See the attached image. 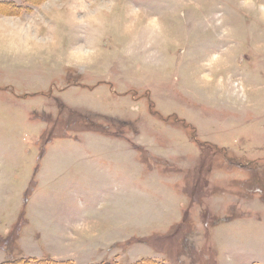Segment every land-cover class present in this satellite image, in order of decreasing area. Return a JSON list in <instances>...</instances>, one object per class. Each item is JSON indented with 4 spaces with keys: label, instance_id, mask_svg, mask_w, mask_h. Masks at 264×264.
I'll list each match as a JSON object with an SVG mask.
<instances>
[{
    "label": "rangeland",
    "instance_id": "1",
    "mask_svg": "<svg viewBox=\"0 0 264 264\" xmlns=\"http://www.w3.org/2000/svg\"><path fill=\"white\" fill-rule=\"evenodd\" d=\"M0 10V264H264V0Z\"/></svg>",
    "mask_w": 264,
    "mask_h": 264
},
{
    "label": "trees",
    "instance_id": "2",
    "mask_svg": "<svg viewBox=\"0 0 264 264\" xmlns=\"http://www.w3.org/2000/svg\"><path fill=\"white\" fill-rule=\"evenodd\" d=\"M7 11V10H6ZM6 264H30L29 261H20V262H8ZM36 264H70L68 262H56V261H42ZM102 264H119V263H102ZM138 264H154L152 261H142Z\"/></svg>",
    "mask_w": 264,
    "mask_h": 264
},
{
    "label": "crops",
    "instance_id": "3",
    "mask_svg": "<svg viewBox=\"0 0 264 264\" xmlns=\"http://www.w3.org/2000/svg\"><path fill=\"white\" fill-rule=\"evenodd\" d=\"M10 9H12V7H9ZM6 9H8V6H7V8ZM0 12H5L4 10H0Z\"/></svg>",
    "mask_w": 264,
    "mask_h": 264
}]
</instances>
